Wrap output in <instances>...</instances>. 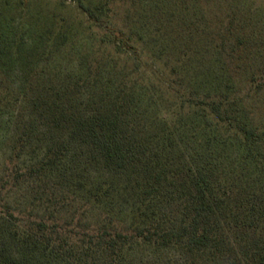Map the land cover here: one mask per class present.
Returning a JSON list of instances; mask_svg holds the SVG:
<instances>
[{"label": "trees", "instance_id": "1", "mask_svg": "<svg viewBox=\"0 0 264 264\" xmlns=\"http://www.w3.org/2000/svg\"><path fill=\"white\" fill-rule=\"evenodd\" d=\"M73 1L116 55L89 59L72 83H47L30 96L20 91L2 70L0 42V112L15 124L1 187L32 183L43 187L44 202L55 203L31 223L15 222L0 203V264H132L129 255L144 246L181 264H264V128L242 118V100L231 91L200 94L208 125L196 124L184 137L165 118H147L161 95L135 67L140 58L129 36L98 18L96 11L111 12L109 3ZM254 82H264L263 74ZM207 126L215 132L202 136ZM231 136L238 152L227 167L213 149L193 150L185 139L213 148ZM26 155L32 159L20 164ZM122 189L129 199L117 224L108 202ZM76 190L84 191L86 205H106L100 222L59 216Z\"/></svg>", "mask_w": 264, "mask_h": 264}, {"label": "rangeland", "instance_id": "2", "mask_svg": "<svg viewBox=\"0 0 264 264\" xmlns=\"http://www.w3.org/2000/svg\"><path fill=\"white\" fill-rule=\"evenodd\" d=\"M105 2L111 12L96 11L98 18L129 36L140 58L135 67L150 76L152 92L161 95L147 118H165L184 137L196 124L208 125L197 104L200 94L231 91L242 100V118L264 128V82L251 83L255 74L264 76V0H85L92 8ZM90 23L73 0H0L5 76L29 96L47 83H72L85 72L89 59L112 53L100 42L103 30L91 28ZM168 83L172 87L166 89ZM14 125L13 116L0 112V203L14 211L15 222L31 223L50 215L55 203L44 202L43 187L32 183L16 189L1 187L11 166ZM214 132L207 126L201 135ZM185 139L193 150L213 149L220 167L229 166L238 152L234 136L213 148L206 141L201 146L197 139ZM31 157H22L20 164L27 165ZM95 169V178H101L102 172ZM52 186L48 184L51 192ZM67 195L70 201L62 205L61 218L80 217L91 223L103 218L106 205H86L82 190ZM128 199L122 189L108 202L109 206L114 203L117 224L126 219ZM128 260L132 264H181L169 253L148 246L133 251Z\"/></svg>", "mask_w": 264, "mask_h": 264}]
</instances>
